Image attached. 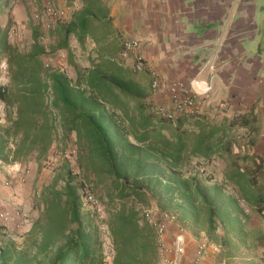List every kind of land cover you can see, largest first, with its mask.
Wrapping results in <instances>:
<instances>
[{"label": "trees", "instance_id": "obj_1", "mask_svg": "<svg viewBox=\"0 0 264 264\" xmlns=\"http://www.w3.org/2000/svg\"><path fill=\"white\" fill-rule=\"evenodd\" d=\"M82 2L65 23H58L43 43L40 29L28 23L22 46L11 43L6 21L0 28V65L5 61L9 81L0 83L3 122H0V163L46 160L60 128L77 147L74 170L67 159L55 167L51 182L35 190L38 215L15 238L0 233V264H106L98 217L83 205L85 185L101 200L113 248L111 264H156L154 233L142 221L140 207L154 198L160 210L177 213L211 241L229 247L231 238L252 236L250 213L264 204V186L251 172L262 163L238 156L245 149L231 133L234 117L211 122L202 113H180L166 119L158 104L147 99L142 79L122 65L117 55L104 54L90 25L100 15L99 0ZM0 1V12L10 7ZM91 38L87 65H81L70 43ZM48 48L67 51L73 79L59 71H43ZM241 124V122L239 123ZM227 161L220 183H208L199 173L185 174L194 164L202 172L214 157ZM252 166H251V162ZM206 165V166H205ZM222 230L221 234H218ZM220 245V244H219ZM221 246V245H220Z\"/></svg>", "mask_w": 264, "mask_h": 264}, {"label": "crops", "instance_id": "obj_2", "mask_svg": "<svg viewBox=\"0 0 264 264\" xmlns=\"http://www.w3.org/2000/svg\"><path fill=\"white\" fill-rule=\"evenodd\" d=\"M64 1L55 0L57 4ZM99 1L103 4L101 16L91 23L90 37L98 39V47L104 54L118 52L120 37L137 38L141 43V55L154 65L162 78L184 82L197 74L205 60L215 59L213 87L204 100L202 115L214 123L224 118H235L238 124L233 126L231 133L236 135L239 145L245 144V149L237 155L238 161L242 163L241 158L247 157L248 160L252 156L255 163L261 162L260 171L254 175L251 172V177L255 178L256 185L264 186V0ZM18 2L22 4L20 0H9L13 5L10 15L21 9ZM75 4L78 9L82 7L80 1ZM4 24L5 21L0 23V28ZM93 45L91 38H86L85 48ZM70 46L74 55H78L80 64L87 65V53L75 36ZM120 61L136 79L143 80L147 99L161 103L160 94L150 90L149 75L145 71L134 72L131 58ZM2 79H10L7 72ZM221 161L223 159L217 156L211 164L220 166ZM25 164L0 163V210L13 211L21 203L29 221L16 232L25 231L38 215L37 208L33 207L34 197L28 198L32 181L26 177L22 183L17 172ZM31 169L34 175L35 169ZM6 179L10 184H4ZM246 211L253 219L252 225L247 223L246 226L252 236L243 240L231 238L234 248L213 240L221 246L219 253L210 258L212 264H264V204L255 210L247 207ZM196 233H185L189 255L193 252L196 238L203 236L208 239L203 232ZM221 233L219 230L218 234ZM248 247L249 250H244Z\"/></svg>", "mask_w": 264, "mask_h": 264}, {"label": "built area", "instance_id": "obj_3", "mask_svg": "<svg viewBox=\"0 0 264 264\" xmlns=\"http://www.w3.org/2000/svg\"><path fill=\"white\" fill-rule=\"evenodd\" d=\"M77 8L76 4H57L55 0H42L41 6H34L30 9V18L36 24L43 36V43L47 45L54 42L55 38L50 35L58 23H65L70 19L71 14ZM8 38L11 43L23 47V37L20 26L12 23L8 31ZM121 50L117 57L120 60L132 59V70L134 72L145 71L149 77V86L152 93H159L162 102L158 103V110L166 119L173 120L180 113L198 114L202 113L204 100L212 91V79L216 72L215 59L205 60L199 67L197 74L187 82L180 79L167 80L162 78L154 65L141 55V43L134 37H121ZM92 47L87 48L86 53ZM215 57V56H214ZM43 71H59L68 78L75 77L73 70L67 62V51L57 49L50 53L48 48L42 55ZM206 75V76H204ZM3 121V120H0ZM57 141L62 142L60 128L56 129V138L51 148L57 147ZM59 143V146L61 144ZM51 150V149H50ZM77 147L74 138L69 136L65 139L64 150L59 151L58 163L62 159H67L71 165L76 164ZM56 159L50 157V153L44 162L46 167L57 166ZM20 174V181L27 177L29 170L26 167L17 171ZM4 184H10L5 180ZM83 205L86 209L94 212L99 221V227L103 239L104 260L106 264H111L113 248L108 232L104 207L97 195L91 191L89 185L84 187ZM104 216V217H103ZM140 217L153 231L155 247L157 253V264H212L210 258L220 251V245L206 238H199L191 255L187 253V240L185 230L178 224L175 213L167 210H160L156 204H149L140 207ZM28 221L20 204L11 210H0V228L8 236L23 235L25 231H18V228ZM29 222V221H28ZM172 225H176L171 229ZM3 228H2V227Z\"/></svg>", "mask_w": 264, "mask_h": 264}, {"label": "rangeland", "instance_id": "obj_4", "mask_svg": "<svg viewBox=\"0 0 264 264\" xmlns=\"http://www.w3.org/2000/svg\"><path fill=\"white\" fill-rule=\"evenodd\" d=\"M0 1L3 2L4 0H0ZM20 2L22 4H20L18 2V5L21 6V9H17L16 13L12 12V15H10V12H11V10L13 8V5H11L9 8L8 7L4 8L0 12V23H2L3 21L6 22V21L9 20V21H11V23H16L17 25H19L20 26V30H21V34H22V37H23V44L25 45L26 42H27L26 39H28L29 34H30L29 29H28V23L32 22V20L30 18V9L32 7H34V6H39L40 7L41 4H42V0H20ZM15 15H19V16L14 18ZM20 16H22V18H20ZM73 49L76 52L78 50L76 48V46H73ZM77 57H78V55L76 56V58ZM79 59H80V57H79ZM5 66H6L5 63H2L0 65V78H1L0 79V83H2V82H7L8 83V81H9V79H2L5 76V73L3 72V70H5ZM3 119H4L3 105H2V103L0 101V120H3ZM0 122L2 123L3 121H0ZM59 143L60 142L57 141L58 146L57 147H53L50 150V157L53 159V161L56 159L57 163H58L59 151H61L60 150L61 147L59 146ZM45 161L46 160H42L40 162L41 164H40V169L39 170L37 169L36 162L33 160V158L30 159L29 162L26 163L23 166V167H26V169L29 170L27 178L29 177L28 179L30 181H32V190H31V192H30V194L28 196L29 200H30V198L34 197L33 195H36V194H34L35 190L40 191L42 185L51 182V180L53 179V175L55 173V168L46 167L45 164H44ZM56 162H54V163H56ZM226 164H227V161L225 159H223V161H221L220 166H217L215 164H210V165H207V166L205 165L206 168L202 172H200V170H197V168L194 167V164H189V165H185V167H183V172L185 174H187L188 172H190V173H199V175L202 178V180L207 181L208 183H220L222 181L223 170L225 169ZM72 167L74 168V170H77L75 165H72ZM31 168L35 169L34 175H33L34 171ZM42 170H43V172L41 173ZM25 181H26V179L24 178V180H22L21 182L24 183ZM150 204H156L154 198L150 199ZM20 206L23 207L21 203H20ZM174 213L177 216L178 224L184 228L185 233L186 232H190V233H192V235H193V233L197 234L196 232H198V231H197L196 227H194L191 223L187 222V220L182 222L179 219V216L177 215V213L176 212H174ZM104 214H105L106 218L103 216L104 217L103 220L107 219V213L104 212ZM252 222H253V219H252L251 213H250V220H249V223H248L249 225L248 226H251ZM175 227H176V225H174V228ZM12 237H15V238H18V239L20 238V236L17 235V234L16 235L12 234ZM198 237H201V236L198 235ZM250 237H251V235H250ZM201 238H203V236ZM198 239L199 238H196V240H198ZM230 246L232 248H234L235 244L230 243ZM250 247H248V249H244V250H249ZM157 261H158V259H157ZM156 264H157V262H156Z\"/></svg>", "mask_w": 264, "mask_h": 264}]
</instances>
